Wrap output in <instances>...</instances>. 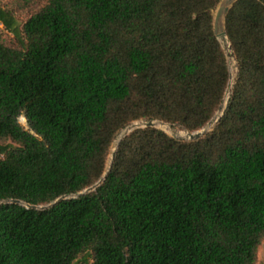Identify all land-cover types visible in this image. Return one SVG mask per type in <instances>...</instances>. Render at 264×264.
<instances>
[{"label":"trees","instance_id":"trees-1","mask_svg":"<svg viewBox=\"0 0 264 264\" xmlns=\"http://www.w3.org/2000/svg\"><path fill=\"white\" fill-rule=\"evenodd\" d=\"M0 1V264H257L264 241V0ZM18 11L28 13L21 23ZM26 118L27 125L20 118Z\"/></svg>","mask_w":264,"mask_h":264},{"label":"water","instance_id":"water-1","mask_svg":"<svg viewBox=\"0 0 264 264\" xmlns=\"http://www.w3.org/2000/svg\"><path fill=\"white\" fill-rule=\"evenodd\" d=\"M236 1L237 0H223L220 4L218 10H217V14L215 16V21H214L216 35H217L218 39L224 44V46L226 48V51L228 54V63H229L230 68H231V60H232V58L235 59V54L233 52L232 44L229 40L227 31H226L225 20H226V17L228 15L230 9L232 8V6L235 4ZM231 76H232V79L230 81V84H229V87H228V90H227V93L225 96V101L221 105L219 110L217 111L216 115L206 125V127H204L201 130L194 131V132H188V131L185 133H179L178 132L179 134H174L173 137L185 139V140H197V139L203 138L205 135H207L213 129V127L216 125V123L223 116V114L227 108V105L229 103L231 94L233 92L235 82L233 81V74L232 73H231ZM165 125H167V124L161 120L137 121V122H134L131 125L127 126L125 129H123L118 134L117 138H118V141L120 143L122 141V139H124V137H126L127 135H129L131 132H133L136 129L150 128V127L159 128V126H165ZM119 143L116 146L115 151L117 150ZM115 151L112 153L111 162L114 159ZM108 174H109V171L106 172V174L103 176V178L98 183H96L95 185L85 189L84 191L77 193L75 195H72V196H70V195L62 196L51 204L31 205V204H25L19 199H6L3 201H0V208L3 207L4 205H7V204H25L28 208H32V209H36V210H40V211H45V210H48V209L54 207L56 204L62 202L63 200H67V199H70L72 197H79V196H82L84 194L95 191L98 187H100L104 183Z\"/></svg>","mask_w":264,"mask_h":264},{"label":"rangeland","instance_id":"rangeland-1","mask_svg":"<svg viewBox=\"0 0 264 264\" xmlns=\"http://www.w3.org/2000/svg\"><path fill=\"white\" fill-rule=\"evenodd\" d=\"M1 3L5 6H9V7H13V3L15 2V0H0ZM219 8V7H218ZM218 10V9H217ZM217 10L215 12V16L217 14ZM17 17L18 19L21 21V23H23L27 17H28V13L25 12V11H18L17 12ZM0 33L5 36V37H13V34L10 33L8 30H6L5 26L0 23ZM223 44V43H222ZM223 47L226 51V48L223 44ZM227 53V51H226ZM228 56V54H227ZM236 60L234 58H232L231 60V73L233 74V81L235 82V78H236V72H237V67H236ZM20 121L22 124L24 125H27V122H26V118L24 116H22L20 118ZM162 121V120H161ZM165 122V121H164ZM167 125L165 126H159L158 129H162L164 131H166L168 134H170L171 136H174V134H179V133H185L187 131L185 130H182L181 128L179 127H173L171 124L165 122ZM179 132V133H178ZM118 137V136H117ZM119 141H118V138H116V141H115V144H114V148H113V152L115 151L116 149V146L118 145ZM78 264H82L80 261L78 262ZM257 264H264V241L262 242L260 248H259V252H258V262Z\"/></svg>","mask_w":264,"mask_h":264}]
</instances>
